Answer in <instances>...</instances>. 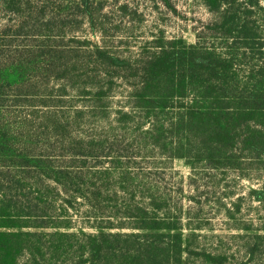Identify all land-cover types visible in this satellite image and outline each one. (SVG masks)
Returning <instances> with one entry per match:
<instances>
[{"label": "trees", "instance_id": "obj_1", "mask_svg": "<svg viewBox=\"0 0 264 264\" xmlns=\"http://www.w3.org/2000/svg\"><path fill=\"white\" fill-rule=\"evenodd\" d=\"M261 1L203 0L213 16L207 25L211 37L230 42L226 56L199 43L159 36L146 55L122 57L105 44L118 24H108L102 0H0V68L33 72L31 78L0 85V101L10 91L14 105L30 110L13 133L0 124V264H184V255L224 264L223 256L190 248L194 234L181 232L166 198L149 194L147 202L135 200L120 155L110 156L99 138L71 136L70 123L61 120L67 103L63 97L72 92L89 96L87 110L96 119L108 118L106 102L117 80L134 87L136 106L145 109L166 108L174 98L189 97L186 106L179 102L185 110L175 120L188 141L193 136L197 161L216 170H234L245 156L264 173ZM118 11L130 15V21L141 17L126 3ZM84 27L99 41L78 35ZM15 37L48 44L21 48L18 57L5 54L4 47ZM242 65L247 73L240 77L234 68ZM198 104L200 113L194 110ZM38 111L46 130L39 134L45 138L42 145L32 134L37 131L31 117ZM82 114L78 107L73 118ZM116 114L119 125L133 121L128 112ZM49 139L60 144L59 155L46 152ZM57 157L65 164L53 165ZM112 178L119 182L115 189ZM121 195L131 198L119 200ZM249 196L264 205V181ZM78 199L94 213V234L73 232L70 209L76 210ZM124 227L131 231L121 232ZM260 251L258 243L248 244V260L240 264H248Z\"/></svg>", "mask_w": 264, "mask_h": 264}, {"label": "rangeland", "instance_id": "obj_2", "mask_svg": "<svg viewBox=\"0 0 264 264\" xmlns=\"http://www.w3.org/2000/svg\"><path fill=\"white\" fill-rule=\"evenodd\" d=\"M102 1L108 15V24H118V29H112L110 33L114 36L107 38L105 44L119 56L146 55L148 50H151L152 40L159 36L169 40L183 39L187 45L199 43L200 46H207L223 56L229 51L227 45H230V42L225 44L223 40L211 37L212 32L207 29V25L213 20V16L204 7L203 0ZM123 3L129 6V10H136L141 16L140 19L135 17L130 21V15H121L118 6ZM261 6L264 7V0L261 1ZM52 7L56 10V3ZM260 16L264 17V14ZM260 20L264 24L262 19ZM1 23L3 19L0 17V25ZM262 32L264 37V25ZM78 35L86 36L94 42L99 41L86 27ZM40 41L15 37L11 45L5 46L3 50L5 54H15L18 57L23 50L21 48L48 44ZM14 46H18V53H14ZM234 70L240 77L247 73L244 65L235 67ZM32 76L33 72L28 68H0V85L13 84ZM133 88L123 81H116L107 98L106 119H96L89 114V96L72 92L63 97L67 103L63 107L61 120L70 123L68 132L72 137L84 140L88 137L99 138L107 147L110 156L120 155L124 175L127 184L131 186L129 190L134 192L135 200L147 202L149 194L157 199L166 198L169 215L172 219L177 216L181 232L184 235L194 234L189 240L191 249L223 256L226 258L224 264H240L248 260V244L256 242L261 251L248 264H264V205L249 196V191L258 188L264 181V173L257 169V165L247 162L245 156L239 158L240 167L234 170H216L209 168L205 162L197 161L196 154L199 150L193 146V136L189 135L188 141V133L184 134L178 130L175 120L185 110L179 108L182 107L179 102L186 106L189 97L183 101L174 98L166 108L145 109L136 106L131 93ZM41 90L44 94L48 93L46 89ZM52 94L56 96L58 93L54 89ZM5 96V99L0 101V124L3 129L12 128L13 133L18 128L20 118L30 114V110L14 105L10 91ZM199 106L198 104L195 108ZM78 107L83 109V114L73 118V112ZM198 109L194 110L200 113L201 108ZM117 110L130 113L133 121L124 126L119 125L120 123L115 121ZM39 114L40 111L33 113L31 117L33 128L37 131L32 134L38 145H42L45 138L39 134H44L46 130L38 119ZM12 133L10 136L13 137ZM152 136L159 137V140L153 142V138L150 139ZM49 143L50 147L46 152L59 155L60 144L52 139H49ZM59 158L54 160L53 165L65 164ZM106 164L107 160L104 165ZM110 183L114 189L119 185L115 178H112ZM123 196L126 195L117 198H131ZM74 206L75 211L70 209L73 232L94 234V213L89 211L82 199H78ZM227 209L232 215H228ZM110 220L115 224L120 222L116 217H111ZM116 231L118 230L114 229L111 232ZM120 231L131 230L124 227ZM82 238L78 235V239ZM183 258L184 264H212L194 255H184Z\"/></svg>", "mask_w": 264, "mask_h": 264}]
</instances>
